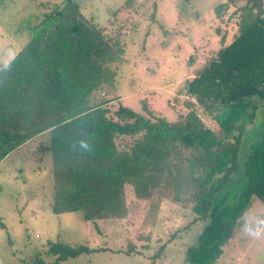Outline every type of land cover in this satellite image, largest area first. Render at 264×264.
Segmentation results:
<instances>
[{
	"label": "trees",
	"instance_id": "1",
	"mask_svg": "<svg viewBox=\"0 0 264 264\" xmlns=\"http://www.w3.org/2000/svg\"><path fill=\"white\" fill-rule=\"evenodd\" d=\"M229 5L236 7L237 32L186 79L187 110L174 121L146 103L142 114L124 105L111 112V100H97L99 90L114 86L125 50L120 34L85 19L77 0L54 4L39 19L29 15L22 22L28 40L0 66V162L48 134L38 148L50 154L54 213L127 218L128 186L138 202L156 198L190 208L191 221L204 226L187 260L215 263L253 198L264 204V131L237 173L245 134L237 123L249 110L254 118L255 99L264 102V0H224L216 15ZM199 109L216 119L218 130ZM46 244L52 264L91 251Z\"/></svg>",
	"mask_w": 264,
	"mask_h": 264
},
{
	"label": "rangeland",
	"instance_id": "2",
	"mask_svg": "<svg viewBox=\"0 0 264 264\" xmlns=\"http://www.w3.org/2000/svg\"><path fill=\"white\" fill-rule=\"evenodd\" d=\"M77 1L85 19L107 33L120 34L124 46L114 86L97 94V100H111L107 104L111 112L124 105L146 114V103L156 116L176 120L187 110L186 79L237 32L235 6L216 15V5L224 0ZM63 3L0 0V66L28 40L22 22L29 15L39 19L54 4ZM254 101L258 103L254 118L248 116L249 110L237 123L245 129L237 173L249 146L264 131V102ZM198 112L218 130L216 119ZM47 140L48 134H42L29 142L26 152L16 149L0 162V264H52L55 256L45 253L50 241L91 248L59 264H191L187 248L196 244L204 221L192 222L188 207L156 198L138 202L127 186V218L85 221L81 211L54 213L50 154L38 148ZM244 221L213 264H264V204L258 198H253ZM249 229L259 232L250 235Z\"/></svg>",
	"mask_w": 264,
	"mask_h": 264
},
{
	"label": "clouds",
	"instance_id": "3",
	"mask_svg": "<svg viewBox=\"0 0 264 264\" xmlns=\"http://www.w3.org/2000/svg\"><path fill=\"white\" fill-rule=\"evenodd\" d=\"M259 232V229H249V234L250 235H257Z\"/></svg>",
	"mask_w": 264,
	"mask_h": 264
},
{
	"label": "crops",
	"instance_id": "4",
	"mask_svg": "<svg viewBox=\"0 0 264 264\" xmlns=\"http://www.w3.org/2000/svg\"><path fill=\"white\" fill-rule=\"evenodd\" d=\"M257 109H258V108H257ZM257 109H256V110H257Z\"/></svg>",
	"mask_w": 264,
	"mask_h": 264
}]
</instances>
